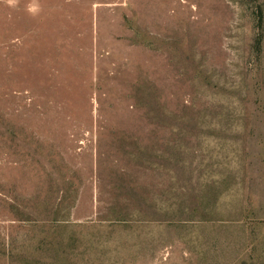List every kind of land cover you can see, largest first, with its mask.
Instances as JSON below:
<instances>
[{
  "label": "rangeland",
  "instance_id": "rangeland-1",
  "mask_svg": "<svg viewBox=\"0 0 264 264\" xmlns=\"http://www.w3.org/2000/svg\"><path fill=\"white\" fill-rule=\"evenodd\" d=\"M0 0V264H264V0Z\"/></svg>",
  "mask_w": 264,
  "mask_h": 264
},
{
  "label": "clouds",
  "instance_id": "clouds-1",
  "mask_svg": "<svg viewBox=\"0 0 264 264\" xmlns=\"http://www.w3.org/2000/svg\"><path fill=\"white\" fill-rule=\"evenodd\" d=\"M5 3L10 7H15L18 4V0H5ZM27 11L33 15L38 12V5L35 3V0L27 6Z\"/></svg>",
  "mask_w": 264,
  "mask_h": 264
}]
</instances>
